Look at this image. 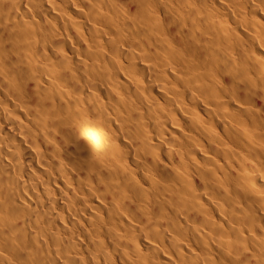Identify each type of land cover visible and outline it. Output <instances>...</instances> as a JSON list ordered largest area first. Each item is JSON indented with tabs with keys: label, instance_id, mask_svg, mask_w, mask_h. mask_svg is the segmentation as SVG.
<instances>
[{
	"label": "bare ground",
	"instance_id": "bare-ground-1",
	"mask_svg": "<svg viewBox=\"0 0 264 264\" xmlns=\"http://www.w3.org/2000/svg\"><path fill=\"white\" fill-rule=\"evenodd\" d=\"M0 264H264V0H0Z\"/></svg>",
	"mask_w": 264,
	"mask_h": 264
}]
</instances>
